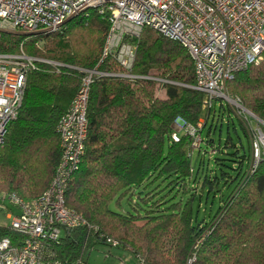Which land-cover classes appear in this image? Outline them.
Masks as SVG:
<instances>
[{"label": "trees", "instance_id": "trees-1", "mask_svg": "<svg viewBox=\"0 0 264 264\" xmlns=\"http://www.w3.org/2000/svg\"><path fill=\"white\" fill-rule=\"evenodd\" d=\"M108 28V17L91 9L57 32L0 36V52L17 53L21 47L30 56L54 62L35 61L29 69L18 114L7 125L0 145V201L11 194L30 200L48 187L61 154L59 119L84 76L80 69L98 63ZM99 69L120 71L111 58ZM132 73L136 77L93 76L85 152L66 188V205L128 250L135 258L131 264H187L190 257V264H264V160L246 175L249 153L238 156L229 133L221 146L211 139L224 113L234 124V109L227 103L205 108L204 95L190 88L195 75L186 49L152 30L144 29L137 40ZM225 88L264 121V52ZM236 118L250 146L247 124ZM200 119L206 146L201 143L195 151L200 159L194 168L193 154H187L189 138L181 133L180 141L173 142L170 134L178 120L196 125ZM206 153L215 156L219 175L216 168L209 175ZM220 180L235 186L209 220H197L196 192L206 186L210 192ZM171 191L187 197L171 202ZM122 192L130 195L134 214L110 208ZM133 194L140 202L132 201ZM12 235L8 226L0 232L1 237ZM90 236L85 227L63 228L56 244L61 264H92L84 258L97 244Z\"/></svg>", "mask_w": 264, "mask_h": 264}, {"label": "built area", "instance_id": "built-area-1", "mask_svg": "<svg viewBox=\"0 0 264 264\" xmlns=\"http://www.w3.org/2000/svg\"><path fill=\"white\" fill-rule=\"evenodd\" d=\"M91 9L109 20L100 59L93 69H80L84 76L59 119L61 154L48 187L30 200L14 194L8 198L17 213L8 215L11 219L8 228L13 235L0 236V264H61L56 244L63 228L85 227L90 237H94L93 242L118 246V241L66 205L65 191L85 152L93 76L136 77L132 68L137 40L144 29L186 49L195 75L190 88L204 95L205 108H216L218 101L219 105L229 102L238 109L236 113L247 124L250 139L246 175L264 160V121L247 110L239 98L225 92L226 82L258 61L264 52V0H0V36L57 32L72 19L86 16ZM107 58L117 63L119 72L99 69ZM39 60L54 63L30 56L21 47L17 53L0 52V145L7 125L18 114L28 71ZM252 121L256 123L254 126ZM202 123V119L196 125L178 120L170 140L178 142L184 133L190 141L187 154L191 156L201 149ZM214 153L211 148L209 154ZM135 264L143 263L138 260Z\"/></svg>", "mask_w": 264, "mask_h": 264}, {"label": "rangeland", "instance_id": "rangeland-1", "mask_svg": "<svg viewBox=\"0 0 264 264\" xmlns=\"http://www.w3.org/2000/svg\"><path fill=\"white\" fill-rule=\"evenodd\" d=\"M68 23V22H67ZM66 23V24H67ZM65 24V25H66ZM34 35V34H30ZM29 36V35H28ZM226 94V88H225ZM229 95V94H228ZM234 109V113L237 116L236 111L238 109L234 107L231 103H227ZM219 105V102L217 101V107ZM236 116L231 113V118L234 121V124H232L229 121V117L227 113H224L222 118L220 119V122L217 124L218 127L211 133V139L213 140L214 146H221L226 137L229 133L230 136L233 139V142L237 146L238 150V156L249 153V143L247 142L246 138L243 135V132L240 128V125L237 121ZM254 126L256 123L254 121L251 122ZM264 129V128H262ZM206 131L204 130L203 136H205ZM203 148L206 146L204 143H202ZM189 148V147H188ZM210 149V147H207V150ZM191 150V149H190ZM214 157L210 158L208 153L204 154V160L207 163V167L209 169V175H214V168H216L217 175H219V167L215 165ZM200 156L197 154V152L193 153V157L191 159L192 165L194 168L197 167L199 162ZM233 168L237 165L233 162H228ZM232 176L235 175V171L232 169H227ZM201 178V177H200ZM202 178L198 181V184L201 186ZM199 186V187H200ZM235 183L231 182L228 184H225L222 180L218 182L217 187H214L212 191H208V186L204 188V190L201 192L199 189L195 194V199L193 201V211H194V218H196L199 221H205L209 220L211 216H213L221 202V199L224 198L228 193L231 192V190L234 188ZM175 194L173 191L168 193V196H172L171 202H177L180 199L184 200L187 195L181 196V194ZM129 194L125 193H119L116 195V197L110 202V208L114 211L121 212V213H131L134 214L136 212L135 208L130 201H129ZM133 199L132 201H138L136 194L132 195ZM10 210V212H9ZM142 211V210H141ZM17 213V208L11 204L9 200L0 201V232L2 231L3 227H7L10 224V217L8 215H14ZM84 258L92 263V264H130L135 261L134 256L125 249L119 248V247H110L108 245L104 244H95L93 248H88L86 251V254L84 255Z\"/></svg>", "mask_w": 264, "mask_h": 264}, {"label": "water", "instance_id": "water-1", "mask_svg": "<svg viewBox=\"0 0 264 264\" xmlns=\"http://www.w3.org/2000/svg\"><path fill=\"white\" fill-rule=\"evenodd\" d=\"M20 35H23V36H28L30 34H35V33H19Z\"/></svg>", "mask_w": 264, "mask_h": 264}, {"label": "crops", "instance_id": "crops-1", "mask_svg": "<svg viewBox=\"0 0 264 264\" xmlns=\"http://www.w3.org/2000/svg\"><path fill=\"white\" fill-rule=\"evenodd\" d=\"M135 259V258H134ZM133 263V262H132ZM131 264V263H130Z\"/></svg>", "mask_w": 264, "mask_h": 264}]
</instances>
